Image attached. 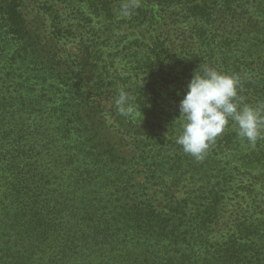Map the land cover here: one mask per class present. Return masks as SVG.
Here are the masks:
<instances>
[{
  "label": "rangeland",
  "instance_id": "obj_1",
  "mask_svg": "<svg viewBox=\"0 0 264 264\" xmlns=\"http://www.w3.org/2000/svg\"><path fill=\"white\" fill-rule=\"evenodd\" d=\"M135 1H141V5L148 2L157 4L154 0H116L121 4ZM233 5L239 12L235 17L220 13L216 21L210 22V41L204 47L203 60L223 72L237 74L240 89L253 84L261 92L264 89V0H235ZM179 6V1L169 4L163 1L162 5H157L156 23L143 25L140 20L130 22L129 13L118 9L111 31H106L103 29L104 19L94 17L83 0H23L22 10L30 27L41 33L45 41L52 42L60 56L77 63L83 53L86 56V52H91L96 46L101 48L104 75L116 79V85L105 94L101 109H98L107 129L109 127L108 130L114 132L119 129L114 114L117 113L115 101L121 91L128 97L135 94L131 102L128 100L129 103L123 105L120 113L128 121L149 126L148 131L156 135L152 142H157L155 149L158 155L173 163L176 172L172 175L138 174L128 180L122 177L110 182L102 177H95L90 183L84 180L87 170L93 166L87 161L71 163L64 156L65 151L61 152V147L49 141L48 136L55 133L54 128L58 125L57 114L53 117L51 113L56 110L65 116L64 110H67L64 108L63 114L54 103L52 92L48 93L51 77H47L45 83L39 79L32 71L34 66L28 64L29 59L17 55L13 42L0 30V199L4 204L11 203L9 188L12 182L24 184L28 181L34 190L38 188L29 194L40 193L42 198H48L47 205L43 207L47 214L58 204H65L64 215L69 216L75 201L89 199L95 204L98 196L106 200L110 191L117 192L123 188L131 196L149 200L160 211H166L172 206L166 195H173L176 201H196L203 190H210L219 182L223 192L222 210L213 225L212 242L224 243L232 226L239 223L252 224L264 232V168L256 160L257 157L264 160V138L252 144L237 136L229 147L225 140L219 143L216 139L204 159L197 160L176 143V137L182 131V117L179 116L181 99L178 100L170 89L172 84L180 86L182 83L184 86L189 80L183 79L180 68L171 71L173 67L170 64L162 69L154 66L148 72L141 67V61L153 47V40L146 39L152 30H149L150 25L161 41L171 46L169 57L172 60L176 59L181 49L179 46L184 42L200 47L193 28L197 22L189 20ZM49 7L57 14L60 26L69 33L62 32L63 36L53 33L54 17L49 11L51 9H47ZM89 60L91 62V58ZM24 78L27 81L21 84ZM132 87L136 91L131 90ZM258 96L240 95L243 103L252 105L262 102L263 98ZM62 120L65 122L66 118ZM124 130L117 132L118 137L123 138L120 144L132 147L133 140L125 135ZM124 138H127L125 143L122 142ZM160 185L162 187L159 188ZM124 208L127 210V205ZM187 212L192 214L193 205L187 208ZM3 219L7 223L8 217ZM124 223L115 231V240L120 242L126 234L125 241L130 243L139 235L130 232L127 222ZM189 224L191 221L187 223L184 217L178 235L189 231ZM6 234L3 228L0 229V264L15 260L19 253L30 258V264L46 262L56 250L55 243L38 245L37 241H31L33 238L30 245L24 243L28 251L21 250L19 246L12 247L13 244L5 246L1 238H7ZM185 244L177 248L189 255ZM202 258L194 264H204Z\"/></svg>",
  "mask_w": 264,
  "mask_h": 264
},
{
  "label": "trees",
  "instance_id": "obj_2",
  "mask_svg": "<svg viewBox=\"0 0 264 264\" xmlns=\"http://www.w3.org/2000/svg\"><path fill=\"white\" fill-rule=\"evenodd\" d=\"M83 1L94 17L104 19L103 29L106 31H111L110 26L114 24L113 17L118 9L129 13L132 23L140 20L142 25L153 24L158 19L157 5H162L163 1L166 4L179 1L180 10L189 20L197 22L193 28L200 47L184 42L179 46L181 49L178 56L172 60L169 57L171 46H166V42L161 41L159 35L154 33L155 28L150 25L149 30H152L146 39L153 40V47L141 61V67L148 72L154 66L162 69L170 64L173 67L171 71L180 68L183 79L187 80L191 78L194 69L199 71V64L205 63L202 54L210 41V22L216 21L215 18L223 13L230 17L239 13L233 5L235 0H154L156 5L149 2L141 5V1L129 4H121L116 0ZM22 4L23 0H0V30L13 42L17 55L29 59L27 62L34 66L32 71L39 79L45 83L46 78L51 77V89H48V93L52 92L54 103L63 114L64 111L66 113L65 116L56 110L51 113L53 117L57 114L58 125L54 128L55 133L48 136L49 141L61 147L60 151H65L63 154L71 163L87 161L93 166L87 170L88 174L84 179L88 183L95 177H102L110 182L122 177L123 180H128L138 174H174L176 170L173 169V163L166 160L165 156L158 155L155 149L157 142H152L156 135L152 134L153 131H148L147 124L140 125L133 123V120H126L117 108L114 115L118 116H114V121L118 131L125 129V135L132 138V147L125 143L127 138L122 141L125 144L121 145L120 140L123 138L118 137V131L108 130L109 127L107 129L98 109H101L105 94L116 85V79L104 75L101 68V62L104 61L101 48L96 46L91 52H86V56L83 53L77 63L65 59L55 51L52 42L45 41L41 33L30 27ZM49 11H52L54 17L53 33L59 36L64 35L62 32L69 33L56 20L57 14L52 9ZM39 71L41 74H38ZM25 81L27 78L21 84ZM186 85L172 84L170 87L178 100L182 99L187 90ZM256 88L257 86L249 84L246 89H239V95L258 94L264 102V89L260 92ZM131 90L136 91L134 87ZM134 95L129 96V102ZM64 108L67 110L63 111ZM64 117L65 122L62 120ZM236 137L230 122V126L217 139L219 143L225 140L229 147ZM256 160L264 168V160L259 157ZM141 167L145 169L141 170ZM9 189L11 203L4 204L0 199V229L7 232V238H1V242L5 246L13 244L12 247L19 246L26 251L29 248L24 243L30 245L32 238L31 241H37L38 245L55 243L56 250L49 260L37 264H194L202 256L204 264H264V232L257 230L258 227L252 224L239 223L232 226L231 234L224 243L212 242V234L215 233L213 225L220 218L222 210L223 192L219 182L210 190H203L196 201L186 199L181 202L176 201L173 195H166L172 201V206L166 211H160L149 200L131 196L123 188L117 192L110 191L106 200L98 196L95 204L89 199L75 201L69 216L64 215L65 204H58L54 211L45 213L43 207L47 205L48 198H42L40 193L29 194L31 190L38 188L34 190L28 181L24 184L12 182ZM191 205L193 212L189 214L187 208ZM4 216L8 217L7 223H4ZM184 217L187 218V223L191 221L192 226L189 224V231L178 235ZM122 222H127L130 232L139 235L133 241L130 238V243L125 241L126 234L120 242L115 240L114 233L120 229ZM114 225L117 227L114 228ZM187 240L189 241L186 242ZM183 243H186L189 255L179 252L180 248L177 247ZM19 255L15 260L5 261L3 264H30V258L22 253Z\"/></svg>",
  "mask_w": 264,
  "mask_h": 264
},
{
  "label": "clouds",
  "instance_id": "obj_3",
  "mask_svg": "<svg viewBox=\"0 0 264 264\" xmlns=\"http://www.w3.org/2000/svg\"><path fill=\"white\" fill-rule=\"evenodd\" d=\"M194 69L180 100L182 131L176 143L197 160L204 159L210 146L230 126L238 138L255 144L264 138V102L243 103L240 77L208 63ZM129 97L121 91L115 104L123 110Z\"/></svg>",
  "mask_w": 264,
  "mask_h": 264
}]
</instances>
